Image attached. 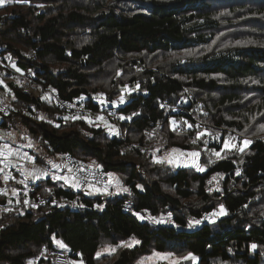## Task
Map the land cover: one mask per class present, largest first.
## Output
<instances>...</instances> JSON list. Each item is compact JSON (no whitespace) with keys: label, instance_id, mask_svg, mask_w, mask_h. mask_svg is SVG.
Listing matches in <instances>:
<instances>
[{"label":"trees","instance_id":"1","mask_svg":"<svg viewBox=\"0 0 264 264\" xmlns=\"http://www.w3.org/2000/svg\"><path fill=\"white\" fill-rule=\"evenodd\" d=\"M137 2L149 12L131 13ZM0 43L63 99L86 96L95 111L131 117L117 121L119 134L98 122L65 120L53 101L9 82L1 100L12 113L0 128L33 136L38 164L52 167L69 155L102 165L123 181L113 190L127 191L106 197L52 176L19 185L14 169L5 172L9 180L0 173L2 188L20 190V204L0 213V264H28L45 255L44 245L57 248L53 237L84 264H136L153 252L191 253L197 264H264V0H8L0 5ZM102 96L110 105L121 96L125 103L103 108L96 99ZM211 126L225 129L222 145L209 143ZM230 133L236 148H224ZM244 140L251 143L241 147ZM4 145L17 149L0 139L3 153ZM156 147L198 150L205 170L154 163ZM215 175L220 190L211 186ZM35 193L49 202L31 205ZM2 199L0 193V205ZM220 205L227 215L205 221L204 213ZM162 216L167 224L153 222ZM195 220L201 223L189 227ZM133 237L140 243L97 258L102 246ZM44 262L58 264L48 256Z\"/></svg>","mask_w":264,"mask_h":264},{"label":"built area","instance_id":"2","mask_svg":"<svg viewBox=\"0 0 264 264\" xmlns=\"http://www.w3.org/2000/svg\"><path fill=\"white\" fill-rule=\"evenodd\" d=\"M7 49L6 44L0 43V64L4 66V69L7 70L11 76H13L14 81L22 82L28 89L29 94L36 98V99H50L51 101L56 104L59 109L63 112L64 117H68L71 120L80 119L87 123H93V122H99L100 119L98 117L103 116L104 121H113L117 123V121L120 119V116L113 110L109 111H95L94 109L89 108L85 104L86 96H79L74 101H67L63 99L59 93L53 89L48 88L44 85L42 79L38 77L32 70H23V72H19L16 68V65L18 63L17 59L13 58H7L4 56V51ZM28 54L30 56L36 55V51L34 49H30L28 51ZM4 73V72H3ZM5 74V73H4ZM83 97V99H81ZM163 107H165V104L162 103ZM179 111H183V108L179 107L177 108ZM11 108L9 105L0 99V122L3 118H7L11 116ZM184 113L188 114L189 116L193 117V113L191 111H184ZM198 125L200 129L206 130L207 126L198 121ZM225 131L224 128L220 126H211V128L208 130V137H209V143L210 144H223L222 139V133ZM234 136L235 133H230V136ZM236 137L240 140L241 135H236ZM30 138V137H29ZM30 145L24 149V151L28 154L27 157H32L33 160H29L26 158V160L21 158H13V161L9 157H5V154L0 155V169H3L0 173L12 172V169H21V165L29 164V165H37L38 163L34 159V156L31 152L32 148L35 147V142L32 140H29ZM0 152H3L0 147ZM15 156V155H14ZM19 156V155H17ZM22 158H25L22 157ZM63 158L66 161V167L67 172L59 173L57 172V169H52V167H47L46 171H49L52 177H75L76 181H79V187L78 189L80 191H94V189H99V191L104 193L112 194L113 196H116L118 193L113 190V186L116 185H122L123 181L121 178L117 177L114 178L110 173L107 172V170L104 168V166L94 164H88L85 163L82 160H79L77 158H73L69 155H63ZM11 162V163H10ZM45 167V166H44ZM69 169L72 171L69 172ZM79 169H83L82 171ZM11 175V173H10ZM63 182H66L63 179ZM110 181V182H109ZM72 183V182H67ZM91 185V187H90ZM2 190V186H0V191ZM15 200V201H14ZM11 200L9 202L8 206L10 208H13L14 206L20 204V200ZM75 200V199H74ZM72 201L74 203L75 201ZM30 204L31 205H45L49 202V196L48 195H38L33 194L30 198ZM58 205H63L64 203L61 201H57ZM213 211H208L204 213V220L213 223L221 218V216L212 215ZM207 217V218H206ZM42 252L48 256L53 258L58 264H69L71 263L75 257L77 256V253L71 249L67 250H61L59 248H51L48 245H44L42 248Z\"/></svg>","mask_w":264,"mask_h":264},{"label":"rangeland","instance_id":"3","mask_svg":"<svg viewBox=\"0 0 264 264\" xmlns=\"http://www.w3.org/2000/svg\"><path fill=\"white\" fill-rule=\"evenodd\" d=\"M122 4H123L122 5L123 8H125V6L128 3H122ZM130 5L131 6L129 7V10H130L131 13H137V12L148 13L149 12L150 5L144 4L143 2H137L135 4H132L131 3ZM4 56H6L7 58H12L10 54H4ZM15 65H16V68L18 69L19 72H23V68L21 67L20 64L17 63ZM2 67H3V70L2 71L0 70V93L6 95L9 92V82H13L14 78H13V76H7V75L5 76V74L8 71L4 69V66H2ZM0 68H1V66H0ZM8 98H9V96H8ZM96 99L99 100V102L101 103V105L104 104L103 108L109 107L111 105L119 106L121 104L118 100H114L116 103H113V104L110 105V104L107 103L108 101L103 96L102 97H96ZM128 99L129 98L127 97L126 100H128ZM124 103H125V100H124ZM106 122H107V125L105 124V121L102 124L106 125L107 127L108 126H114L115 130L118 131V127H119L118 124H116L113 121H106ZM102 124H100V125H102ZM98 125H99V122H98ZM108 131H109V127H108ZM23 132L17 130V128H11V130H6V129L3 130V129H0V139L9 140L12 143V145H16L17 149L14 150V151L11 150V151H13V153L15 155L14 157L15 158H21V159L26 160L28 154L24 151L23 148H25V147L28 148V146L30 145L29 140H32L35 143H37V141L35 140V138L33 136H30V138L25 137L27 133H26V131H23ZM109 132H111V131H109ZM27 136H29V135L27 134ZM232 139H233V136L232 135L229 136L226 139V141L229 142V145L230 146L233 144V140ZM236 139L239 140L237 137H236ZM13 141H15L16 144H14ZM244 141L241 144V147L246 145V144H244ZM173 149H178V148H169L168 150L166 149L167 151H165V152H160V147L154 148L152 150V153L154 154L153 162L154 163H157V164H159V162H157V161L166 162V164L170 167V170H175L178 167L190 166V165H193V166L199 165L200 167L203 168L202 164L200 163V159H201L200 151H198V150L184 151V150L178 149L179 151L173 152L172 151ZM220 151H224V150H220ZM191 152H197V153H199V155L197 157H193V156L189 155V153H191ZM4 153H5V156L8 157L7 152H4ZM17 155H19V156H17ZM24 156H25V158H22ZM54 159H56V158H54ZM169 160H171L172 162L169 163ZM60 164L61 165H59L57 167V172H59V173L67 172V168L65 167L66 166V161H65L64 158L60 159ZM23 165H25V163ZM23 165H21L20 167H24ZM41 165H44V163H41ZM56 165H58V163H56ZM137 167L139 168V170L141 172H143V170L139 167V165H137ZM13 174L17 175V179L19 181L18 182L19 185H21V184L22 185H25L26 184L25 181L27 180V178H26V175L25 174L23 176L22 170L19 171V170L14 169L13 170ZM214 177H215V179H212L211 180V186L214 189L220 190L219 183L221 181V177L218 176V175H215ZM21 181H23V183H21ZM65 183L68 184L67 182H65ZM5 188H8V186H6ZM120 188H119V190H116L117 193H119V194H120L121 191H124V189H122L123 187L121 189ZM20 189H22V188H20ZM108 196H110V194H106V197H108ZM7 204H9V203H7ZM220 206H218L217 209H214L212 211L214 213H218ZM10 209L11 208L8 205H6V206L0 205V213H1L2 210H5L6 212H9ZM20 212L23 213V210L21 209ZM138 214H139V216H143L144 219H146V220L149 219L148 216H145V215H143L141 213H138ZM216 216H218V215H216ZM168 221H169L168 216H162L159 219H153V222L155 224H160V223L167 224ZM56 240H60L64 244H65V242L62 239H60V238H55L54 239V244L57 246V248H59L61 250H67L68 249V248L64 249V248L59 247L56 244V242H55ZM130 240L131 239H129V240H122L121 242H123V241H130ZM106 246H115V245L108 244V245L102 246L99 249L98 252H100ZM153 253L148 254V255H145L144 257L140 258L136 262V264H197L198 263V259H196L195 261H192L191 259H183V258L177 257V256H175L173 254H171V256H169L167 259H163V258H159V257L153 256ZM158 253L167 254L169 252H158ZM108 254H112V253L104 252L101 256L108 255ZM41 257H46V256L45 255H42ZM41 257L30 259L29 262H28V264H30V262H31V264H49L48 262L39 263ZM73 261H76L77 264H79V262L81 261V259H74ZM69 264H71V263H69Z\"/></svg>","mask_w":264,"mask_h":264},{"label":"snow or ice","instance_id":"4","mask_svg":"<svg viewBox=\"0 0 264 264\" xmlns=\"http://www.w3.org/2000/svg\"><path fill=\"white\" fill-rule=\"evenodd\" d=\"M6 2H8V0H0V5H4ZM219 37H217V39H218ZM215 41H213V43H214ZM239 43V42H238ZM188 55H192L193 53H191V52H189V53H187ZM137 88H139V85H137ZM247 98V97H246ZM81 99H83V97H81ZM119 102L120 103H124V97L123 96H121L120 98H119ZM112 103H116L115 101H112ZM161 107H163V105H161ZM133 115H137V113H134ZM41 119H43V117H41ZM65 120H67L68 119V117H65L64 118ZM98 119H100V120H104V117L103 116H100V117H98ZM120 119H131V117H127V118H125V117H123V116H121L120 117ZM172 123L173 124H175V121H172ZM105 124L107 125V122L105 121ZM109 127V131H111V132H113L114 134H119L116 130H115V128H114V126H108ZM188 127L189 128H191V127H193L191 124H189L188 125ZM198 127V126H197ZM259 127H260V130L261 131H264V124H260L259 125ZM203 135V133H198L197 134V139H199L201 136ZM193 143H196V140H193L192 141ZM251 143V141L250 140H245L244 141V144H250ZM230 147V145H229V142L228 141H225L224 142V148H229ZM231 147L232 148H236L237 147V145H235V144H232L231 145ZM4 148L5 149H8V146L7 145H4ZM241 151H243V149L241 148L240 149ZM173 152H177V151H179L178 149H173L172 150ZM4 153L3 152H0V155H3ZM8 154H11V150L10 149H8ZM189 155H191V156H193V157H197L198 155H199V153H197V152H191V153H189ZM215 155L217 156V157H220V152H216L215 153ZM30 161L31 160H33V158L32 157H27ZM157 162H162V161H157ZM172 161L171 160H169V163H171ZM56 167H58V165H56ZM97 167H99V165H97ZM196 167H197V170L198 171H204L205 169L204 168H202V167H200L199 165H196ZM79 170H83V169H79ZM3 171V169H0V172H2ZM72 170L71 169H69V172H71ZM28 175L29 176H32V175H34V173H32V172H29L28 173ZM46 175H48V173L47 172H39L38 174H36V178L37 179H39L40 178V176H46ZM237 175H239V171H237ZM57 179H63V180H65L66 182H72L73 183V186H75V187H79V181H76L75 180V177H67V176H65V177H56ZM4 179L5 180H7L8 179V176H5L4 177ZM213 179H215V177H213ZM110 182V181H109ZM21 183H23V181H21ZM210 183H211V181H210ZM90 187H91V185H90ZM137 187H141L142 188V186H140V185H137ZM94 190H96V191H99V189H94ZM125 191H127V189H124ZM209 191H211V190H209ZM14 195H15V193H13ZM25 203H27V201H25ZM35 206V205H34ZM98 207H102V206H98ZM138 216H139V214H137ZM212 215H218V216H223V215H227V212H226V210L224 209V207H223V205H221L220 206V208H219V212L218 213H213ZM139 218L140 219H144V217L143 216H139ZM207 218V217H206ZM201 223V221L200 220H195V221H189V224H188V226L189 227H192L194 224H200ZM53 239H55V237H53ZM56 242V244L59 246V247H61V248H64V249H66L67 248V245H65L62 241H60V240H56L55 241ZM140 243V241H138V240H136L134 237L130 240V241H123V242H121L120 244H118V245H116V246H106L104 249H102L100 252H97L96 253V256H97V258H99L104 252H109V253H114L115 251H116V249L117 248H119V247H127V248H131V247H133V246H135L136 244H139ZM256 245L255 244H253V245H251V248L254 250V249H256ZM153 256H155V257H159V258H163V259H167L169 256H171V253H167V254H162V253H158V252H154L153 253ZM183 259H191L192 261H195L197 258L194 256V255H192L191 253H189L188 254V256H186V257H183ZM30 264H31V262H30ZM72 264H77V262L76 261H73L72 262ZM79 264H83V261L81 260L80 262H79Z\"/></svg>","mask_w":264,"mask_h":264},{"label":"crops","instance_id":"5","mask_svg":"<svg viewBox=\"0 0 264 264\" xmlns=\"http://www.w3.org/2000/svg\"><path fill=\"white\" fill-rule=\"evenodd\" d=\"M8 83V82H7ZM2 96H4V95H2L1 93H0V99H2L3 97ZM2 97V98H1ZM104 122V120L102 121V120H100V123L102 124ZM1 129V128H0ZM14 147L15 148H17L16 147V145H14ZM7 152V155H8V157L13 161V158H14V153H13V151H11V154H8V150L6 151ZM5 157H7V156H5ZM11 163V162H10ZM47 164H44V165H41V164H37V165H29V164H25V165H23L24 167H21V169H18L19 171L20 170H22V173H23V176H24V174L26 175V178L27 179H29L30 181H33V180H38L37 178H36V174H38L39 172H47L48 173V175H46V176H40V178H45V177H49V176H52L51 174H50V172L49 171H46V169H47V167H49V166H46ZM59 165H61L60 163H58V166ZM45 166V167H44ZM39 167V168H38ZM66 167V166H65ZM67 168V167H66ZM52 169L54 170V169H57V167H56V165H54V166H52ZM29 172H32V173H34V175H32V176H29L28 175V173ZM10 173H12V172H8V174H10ZM5 176H8L6 173H5ZM4 176V177H5ZM113 176V175H112ZM114 177V176H113ZM115 178V177H114ZM7 180H9V176H8V179ZM123 187V186H122ZM121 187V188H122ZM120 188V189H121ZM122 189H126V187H123ZM118 190H119V188H118ZM0 193L1 194H3L4 196H5V199H2V202H1V204L2 205H6L7 203H9L11 200H13L14 198H16L18 195H19V193H20V190H18L17 188H15V187H13V186H8V188H5V187H3L2 188V190L0 191ZM13 193H15V195L13 194ZM4 200H6V204H3V201Z\"/></svg>","mask_w":264,"mask_h":264},{"label":"water","instance_id":"6","mask_svg":"<svg viewBox=\"0 0 264 264\" xmlns=\"http://www.w3.org/2000/svg\"><path fill=\"white\" fill-rule=\"evenodd\" d=\"M3 204H6V200L3 201Z\"/></svg>","mask_w":264,"mask_h":264},{"label":"clouds","instance_id":"7","mask_svg":"<svg viewBox=\"0 0 264 264\" xmlns=\"http://www.w3.org/2000/svg\"><path fill=\"white\" fill-rule=\"evenodd\" d=\"M222 217V216H221Z\"/></svg>","mask_w":264,"mask_h":264}]
</instances>
